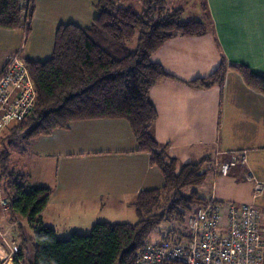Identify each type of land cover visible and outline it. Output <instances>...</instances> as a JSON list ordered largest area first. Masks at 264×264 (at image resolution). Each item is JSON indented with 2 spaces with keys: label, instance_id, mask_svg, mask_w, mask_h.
<instances>
[{
  "label": "crops",
  "instance_id": "1",
  "mask_svg": "<svg viewBox=\"0 0 264 264\" xmlns=\"http://www.w3.org/2000/svg\"><path fill=\"white\" fill-rule=\"evenodd\" d=\"M98 1L35 0L30 42L21 28L0 29V75L18 51L24 60H50L59 27L89 28L99 16ZM115 1L142 8L139 0ZM206 5L208 13L196 9L197 21L208 26L206 35L176 37L152 57L170 76L150 92L158 113L154 136L180 167L209 162L216 153L220 162L231 153H246L245 168L227 177L210 173L204 193L198 194L206 200L215 196L221 203L255 205L264 218V192L255 196V181L243 178L250 171L264 184V95L230 67L223 86L204 90L189 85L209 77L224 61L264 78V0H206ZM24 40L29 48L26 43L23 48ZM9 152L11 169L27 175L30 186L52 189L41 219L61 239L87 235L99 222L136 224L138 195L164 186L161 172L151 165L148 153L138 150L124 119L74 122L51 136L18 142ZM0 223L29 259L18 232L21 222L3 214Z\"/></svg>",
  "mask_w": 264,
  "mask_h": 264
},
{
  "label": "trees",
  "instance_id": "2",
  "mask_svg": "<svg viewBox=\"0 0 264 264\" xmlns=\"http://www.w3.org/2000/svg\"><path fill=\"white\" fill-rule=\"evenodd\" d=\"M198 1L208 13L206 0ZM139 2L140 10L120 6L115 0H99V16L89 28L73 24L59 27L50 60H25L38 102L31 114L13 123L0 138V188L10 202L11 220H24L33 231V264H137V254L149 244L147 239L154 229L164 221H182L193 206L207 202L198 192L183 193L186 187L206 181L202 169L207 161L180 167L169 156L167 146L157 142L154 125L158 113L150 92L170 78L152 61L154 54L176 37L206 35L208 26L203 21L182 20L180 9L167 13L166 0ZM24 7V0H0V29H20ZM133 41L135 48L131 49ZM228 67L264 95V78L245 66H228L225 61L209 77L189 85L204 90L223 86ZM97 119L128 121L138 150L150 155V163L161 172L164 186L138 195L136 224L99 222L87 235L61 239L41 219L52 189L30 186L27 175L11 169L9 149L18 142L51 136L74 122ZM19 259L24 264L27 260L22 248Z\"/></svg>",
  "mask_w": 264,
  "mask_h": 264
},
{
  "label": "built area",
  "instance_id": "3",
  "mask_svg": "<svg viewBox=\"0 0 264 264\" xmlns=\"http://www.w3.org/2000/svg\"><path fill=\"white\" fill-rule=\"evenodd\" d=\"M35 0H24L22 12L24 29H29ZM21 52L11 56L0 75V136L13 123L23 121L36 108L38 93ZM220 153L205 163L203 172L209 170L216 176L227 177L237 168L247 166L246 153H231L225 162ZM1 157V156H0ZM253 182L254 194L264 192V184L250 171L243 174ZM197 207L188 221L184 239H167L158 244H148L137 254V264H264L263 214L251 204L221 203L213 196ZM10 202L0 188V219L9 214ZM0 249L5 259L23 264L19 259L21 247L8 237L0 223ZM18 258V260H16Z\"/></svg>",
  "mask_w": 264,
  "mask_h": 264
},
{
  "label": "rangeland",
  "instance_id": "4",
  "mask_svg": "<svg viewBox=\"0 0 264 264\" xmlns=\"http://www.w3.org/2000/svg\"><path fill=\"white\" fill-rule=\"evenodd\" d=\"M167 1V13H173L176 10H182V20H199L200 17L197 16V8H200V2L198 0H166ZM141 3H137V6H140ZM136 9L140 10L139 7L137 8L134 6ZM23 25L25 26V22H23ZM21 27V29L26 33V38L29 37V42H30V33L28 34V30L26 31L24 27ZM31 27V23L29 24V28ZM28 34V36H27ZM27 40V39H26ZM26 40L23 42V48L26 47ZM28 42L27 48L30 47V43ZM26 43V44H25ZM135 43L136 41L131 42L130 48L134 49L135 48ZM28 52V51H27ZM205 167V165L203 166ZM203 168L202 170H204ZM202 173H204L202 171ZM210 173H213L209 170L205 171L206 176ZM207 179L206 181L200 185V186H190L186 187L183 190L184 194H190L191 192H198L199 194L204 193L206 187H207ZM1 186V184H0ZM197 209V206H193L190 211H187L185 213V216L182 221H177V220H172V221H164L162 222L156 229L152 231L150 236L147 239V242L149 244H158L160 243L163 239H171V240H180L184 239V237L187 235V230H188V221L190 216L195 212ZM133 217H136V222H139L138 216L135 214ZM124 219V218H122ZM130 219V218H129ZM263 221H261V225H264V218L262 217ZM21 224L18 226V232L21 234L22 239H25L24 247H25V252L29 256V259L25 260V264H33L34 262V257H35V240H34V234L31 231L30 226L28 223L24 220H19ZM28 233L29 236L26 234ZM9 237V236H8ZM0 264H16L12 263L11 261L9 262L8 259H5V253L3 252L2 249H0ZM31 257V259H30ZM32 261V262H31ZM19 264V263H18Z\"/></svg>",
  "mask_w": 264,
  "mask_h": 264
},
{
  "label": "bare ground",
  "instance_id": "5",
  "mask_svg": "<svg viewBox=\"0 0 264 264\" xmlns=\"http://www.w3.org/2000/svg\"><path fill=\"white\" fill-rule=\"evenodd\" d=\"M1 255V254H0ZM1 258V257H0Z\"/></svg>",
  "mask_w": 264,
  "mask_h": 264
}]
</instances>
